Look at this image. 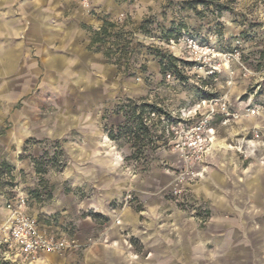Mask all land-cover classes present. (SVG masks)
<instances>
[{
    "label": "clouds",
    "instance_id": "obj_1",
    "mask_svg": "<svg viewBox=\"0 0 264 264\" xmlns=\"http://www.w3.org/2000/svg\"><path fill=\"white\" fill-rule=\"evenodd\" d=\"M20 8L0 264H264V0Z\"/></svg>",
    "mask_w": 264,
    "mask_h": 264
},
{
    "label": "rangeland",
    "instance_id": "obj_2",
    "mask_svg": "<svg viewBox=\"0 0 264 264\" xmlns=\"http://www.w3.org/2000/svg\"><path fill=\"white\" fill-rule=\"evenodd\" d=\"M181 7H185V5H181ZM201 61L200 60H195V59H187L185 60V65L188 67H193L196 64H200ZM260 64L264 65V60L259 62ZM251 91V89H250ZM264 91V90H262ZM5 156H7V154H5ZM15 165H12L9 163L8 159H3L0 160V191L4 190V189H13L15 188L16 184L14 181V178L9 180V179H5L4 177L6 176H11L12 172L14 171ZM15 193L10 192L8 194V200L7 203L3 204V208L7 209V204L9 202L12 203V199L14 198ZM3 223V213L0 212V224ZM10 256V253L8 254ZM8 263L13 264V262L11 260H8Z\"/></svg>",
    "mask_w": 264,
    "mask_h": 264
},
{
    "label": "crops",
    "instance_id": "obj_3",
    "mask_svg": "<svg viewBox=\"0 0 264 264\" xmlns=\"http://www.w3.org/2000/svg\"><path fill=\"white\" fill-rule=\"evenodd\" d=\"M24 0H0V27L9 28L26 10L20 8ZM10 5V6H9Z\"/></svg>",
    "mask_w": 264,
    "mask_h": 264
},
{
    "label": "built area",
    "instance_id": "obj_4",
    "mask_svg": "<svg viewBox=\"0 0 264 264\" xmlns=\"http://www.w3.org/2000/svg\"><path fill=\"white\" fill-rule=\"evenodd\" d=\"M7 208H11L13 211H15V206L11 202L7 204Z\"/></svg>",
    "mask_w": 264,
    "mask_h": 264
},
{
    "label": "trees",
    "instance_id": "obj_5",
    "mask_svg": "<svg viewBox=\"0 0 264 264\" xmlns=\"http://www.w3.org/2000/svg\"><path fill=\"white\" fill-rule=\"evenodd\" d=\"M7 264H11V263H8V262H7Z\"/></svg>",
    "mask_w": 264,
    "mask_h": 264
}]
</instances>
